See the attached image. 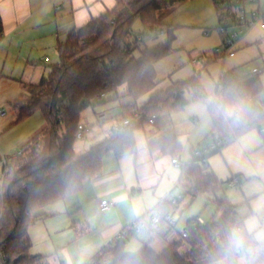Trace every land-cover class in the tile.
<instances>
[{
	"label": "trees",
	"instance_id": "1",
	"mask_svg": "<svg viewBox=\"0 0 264 264\" xmlns=\"http://www.w3.org/2000/svg\"><path fill=\"white\" fill-rule=\"evenodd\" d=\"M176 1L117 0L114 8L93 17L60 42L59 62L51 66V72L38 84L26 86L30 99L18 104V120L42 112L46 125L24 144L20 155L8 161L0 187V243L11 264L47 262V257L31 253L33 244L29 230L35 217L38 218V210L79 192L86 181L99 178L107 154L113 153L118 158L135 154L139 150L136 131L144 127L149 117L184 108L192 101H207L209 96L195 75L175 82L166 90L154 92L141 107L137 104L140 98L155 89L156 63L171 52L176 27L163 23L162 18ZM218 2L221 0H214L216 9ZM223 2L229 7L236 6L234 0ZM136 19L142 22L144 37L167 31L168 40L141 51L138 57L137 50L143 38L136 41L130 38ZM218 82L221 86L214 95L230 104L243 106L246 118L240 123L226 121L209 103L213 128L207 139L212 138L215 142L219 138L222 145L206 153L204 149L209 143L206 146L200 144L194 150L193 159L180 164L182 172L176 188L185 190L182 197L174 203L171 199H161L154 209L137 218L136 223L147 220L153 212H172L187 197L207 194L214 195L217 211L223 212L222 218H213L207 224L192 228L188 238L181 237L162 251L146 245L136 255L127 254V236L114 239L91 261L109 260L111 264H220L224 261L225 264H241L240 254L244 252L246 262L243 264H264V241L258 242L254 233L240 231L245 227V218L238 215L236 206L226 195L220 194L225 183L209 165L211 156L250 130L257 129L264 140V109L257 105V100L264 99V84L258 77L241 83L233 71L222 74ZM123 86L127 88L125 95L133 102L120 105L126 110L121 119H130L135 112L142 116L141 119L121 128L114 126L105 141L77 153L75 143L83 110L106 102L105 97L110 93L114 95L111 101L120 102L124 96L120 93ZM41 135L50 138L49 156L37 162ZM145 147L151 154L159 152L183 162V148L176 133L147 140ZM198 149L200 156L195 155ZM197 219H190L188 224ZM233 233L240 234L244 247L225 256L224 250ZM185 244L188 247L183 249Z\"/></svg>",
	"mask_w": 264,
	"mask_h": 264
},
{
	"label": "rangeland",
	"instance_id": "2",
	"mask_svg": "<svg viewBox=\"0 0 264 264\" xmlns=\"http://www.w3.org/2000/svg\"><path fill=\"white\" fill-rule=\"evenodd\" d=\"M261 1V8L264 11V0ZM246 4L250 8L249 6L254 3L245 0ZM256 5L258 6V4ZM166 12L168 13V23L177 24L175 26L176 38L171 44V52L156 63L157 85L155 89L140 98L137 101L138 106L144 105L154 92L166 90L175 82L185 81L195 75L198 76L209 97L207 101L205 100L206 102L192 101L184 108H179L170 113L158 114L156 115L155 124L146 121L144 127L136 131V141L139 149L143 152L144 148L142 147H145L146 137H150L153 131L174 132L178 135V140L183 148L182 158L187 153L188 160H191L189 156L193 147L196 148L201 143L204 146H206V143H209V145L213 143L212 138L207 139L212 131V116L208 110V104L210 100H221L219 96L214 95L215 86L216 83L218 84L220 76L232 70L239 81L245 83L256 78L252 76L253 71L256 69L263 70L264 65L253 59V53H246L248 58L245 60H237L239 54H244V52H241L242 49L248 47L245 42L241 43L239 41L233 53L228 54V56H224L223 52H218V49L223 47L222 37L227 33L238 31L239 27H231L224 34L220 33L219 16L213 0H178L174 5L167 8ZM162 21L165 23L164 16ZM243 28L245 33L248 28L245 26ZM144 33L141 20L136 19L133 25V34L130 38L132 41H136L139 37L143 38L137 50L138 57H140L141 51L154 48L168 40L167 31L158 34L152 33L148 37H144ZM254 48L255 45H251L250 50H254ZM192 59L196 60V63H192ZM260 77L264 79V73ZM126 92L127 88L123 86L120 89V93L124 95L119 99L121 103L111 104L109 98L113 95L110 93L105 97L106 102L94 104V106H89L83 110L81 122L89 129L83 139L76 141L75 150L77 153L88 151L93 145L106 140L110 130L116 124V120L115 117H110L106 122H101L100 116L102 113H106L108 116L116 114L119 104L132 103L133 99L126 96ZM25 96L26 92L23 91L17 94L15 98H11L8 94H0V111L6 113L4 117L0 116L1 159L17 156L29 137L35 136L46 125L45 120L41 117V112L27 119L18 120L17 105L20 102L26 103L28 101L22 100ZM40 142V153L36 159L37 162L49 156L50 138L41 135ZM85 146L86 148H83ZM104 159L106 164L110 160H115L112 153L107 154ZM209 159L212 171L220 181L225 183L224 191L220 194L226 195L229 202L236 206L238 215L245 218V227L240 231L254 233L258 242L264 241V142L259 131L253 129L244 133L223 148L220 153L211 156ZM175 167L177 168L176 173H178L177 180L181 172H179L180 166ZM234 179H238L237 187L229 185L230 180ZM175 182L171 187L173 201L181 198L185 193L182 187L175 188ZM2 183L3 164L0 162V187ZM214 200L213 194L184 199L179 209H173V211L176 210L173 214L177 225L172 230L181 233L187 227V221L192 218H198L202 221V224L209 223L213 218L216 220L222 218L223 212L217 211ZM156 203L151 204L148 210H151ZM57 204L49 205L43 216L35 217L29 230L33 244L31 253H42L49 256L50 253L56 251L53 246L55 243L57 248L69 247L74 264H85L84 260H81L78 256L75 248L76 240L74 239L82 235L80 229L83 227V225L78 226L76 221L85 216H88L93 222H101L102 219L97 218L93 212L78 216L76 210L69 213ZM71 210L69 209V211ZM114 219L115 215L106 217L108 222ZM162 224H164V227L167 226L166 222ZM73 225H76L78 230L72 227ZM136 236L137 234L128 236L127 254L136 255L140 253L141 250H137L136 240L138 239H136ZM187 247L188 245L185 244L183 249ZM95 254H93V257ZM63 261L68 264V257L64 256ZM242 262H246L244 252L240 254V263L242 264Z\"/></svg>",
	"mask_w": 264,
	"mask_h": 264
},
{
	"label": "crops",
	"instance_id": "3",
	"mask_svg": "<svg viewBox=\"0 0 264 264\" xmlns=\"http://www.w3.org/2000/svg\"><path fill=\"white\" fill-rule=\"evenodd\" d=\"M260 1L255 0L252 2L254 4L249 6L250 8L247 4L245 7L247 10H262V1L261 3ZM116 3L117 0H0V23L4 33L0 43V94H8L11 98H15L23 91L26 92V96L22 100H29L30 94L26 86L38 84L51 72V66L59 62V43L64 42L73 30L84 26L93 17H98L108 9L114 8ZM167 14L165 11L163 16L165 23L169 24ZM169 25L177 26L173 23ZM239 41L245 42L248 47L242 49L241 52L244 54H239L238 61L247 59L246 53H253V59L264 65V29L260 26L249 28ZM251 45H255L254 50H250ZM192 63H196V60L192 59ZM260 70L261 74L255 76L252 73V76L260 78L264 84V79L260 77L264 73V69ZM215 87L217 90V83ZM113 97L114 95L109 100L111 101ZM115 103L118 101H111V104ZM117 109L116 114L109 115L111 118L115 117L116 121L120 120L122 114L126 112L120 104ZM41 117L46 124V117L43 113ZM212 128L211 122V130ZM169 133L155 130L150 137H146V142L159 139ZM33 137L34 135L29 137L28 141ZM262 141L264 142L263 139ZM197 147L192 148L189 158L193 159L194 150ZM142 148H144L143 152L139 149L135 154L132 153L121 158L112 153L115 160H110L108 164L104 163L105 159L103 160V174L99 178L86 181L79 192L67 196L64 200L49 204L61 203L57 205H61L69 213L76 210L78 216L93 212L97 218L102 219L101 222H93L88 216H85L76 221L78 226L83 225V227L80 229L82 235L74 239L76 240L75 248L80 259L85 263L93 257L95 252L98 253L103 248L102 246L108 245L122 231L127 236V240L129 235L137 234L136 239L138 240L135 242L138 245L137 250L141 251L146 245L156 251H162L182 237V232L173 231L174 228L168 225L164 227L163 222L159 225L149 223L146 228L139 231L133 227L137 218L150 211L148 208L151 204L157 202L155 207L161 199H171L173 202L171 187L178 175L175 166H180L173 163V158L169 155H162L159 152L151 154L146 147ZM186 155L187 153H185V158L188 160ZM0 162L2 163L1 158ZM180 169L179 172H182ZM180 176L175 182V188ZM102 200L109 201L111 207L102 210L100 207ZM49 205L38 210L36 215L43 216ZM179 208L180 206H177L176 210ZM69 209L72 210L69 211ZM109 215H115V219L108 222L106 217ZM72 227L78 230L76 225ZM53 246L56 251L50 253L49 256L42 253L32 254H41L47 257L48 264H65L63 259L64 256H67L68 264H74L69 247L57 248L55 243Z\"/></svg>",
	"mask_w": 264,
	"mask_h": 264
},
{
	"label": "built area",
	"instance_id": "4",
	"mask_svg": "<svg viewBox=\"0 0 264 264\" xmlns=\"http://www.w3.org/2000/svg\"><path fill=\"white\" fill-rule=\"evenodd\" d=\"M220 1V0H219ZM251 2L255 1V0H250ZM219 3V2H218ZM234 3L236 6L234 7H229L228 5H226V3L223 2V0H221V2L219 4H217V12H218V16L221 20L220 22V33L224 34L228 28L231 27H239L238 31H235L233 33H227L223 36V42H222V48L218 49V52H223L224 56H228V54L233 53L236 44L239 42V40L241 39V37L244 34V26L246 28H254L256 26H260L262 29H264V11L262 10H250L248 11L246 9V5H245V0H234ZM4 33L1 27V23H0V43L3 39ZM260 73L259 70H254L253 74L255 76H257ZM224 74V73H223ZM219 82L217 84V89L219 88ZM223 87H220V89H222ZM257 105L260 108L264 109V99L263 100H257ZM6 115L5 111H0V116L4 117ZM141 115L139 113L136 112V114H134V116L130 119H120L118 121H116L115 126L117 127H123L124 125H128L131 122H133L134 120H139L141 119ZM110 117L107 114H101L100 116V121L101 122H106ZM156 119V115H153L151 117H149L147 119V121H149L151 124L154 123ZM88 127L81 123L79 125V130L77 133V139H83L85 137V133L88 131ZM264 132V129H263ZM222 145V141L221 139L217 138L215 142H213L211 145H209V147H207L206 149H204V151L207 153L211 150H215L218 147H220ZM21 154V151L18 153V155ZM17 155V156H18ZM195 155L200 156L201 155V151L198 149L195 152ZM16 157V156H14ZM12 157V158H14ZM12 158H8V157H3L2 159V163L3 166L5 168V171H3V178L4 175L7 173V163L10 159ZM173 163H177V164H183L184 162L188 161L186 160V158H183V162H180L177 158H173ZM230 186H238V179H234V180H230L229 182ZM175 201H173L174 203ZM100 207L102 210L104 209H109L111 207V203L107 200H102ZM150 221H142V222H135L133 224V227H135V229L137 231L142 230L144 228H146L149 223H151L152 225H159L162 222H166L167 225L171 228H175V226L177 225V222L175 220L174 214L173 213H166V214H161V213H157V212H153L150 214L149 216ZM202 221L197 219L196 221H193L191 224H188L187 227L182 231V237L183 238H188L190 235V230L192 228H197L198 225H201ZM126 235L124 233V231H122L121 233H119L117 235V237L115 239H122L124 238ZM0 264H11L8 257L5 255L4 253V248L2 247L1 243H0ZM33 264H48L47 262L42 263V262H34ZM85 264H111V262L109 260H105V261H91V259L86 262Z\"/></svg>",
	"mask_w": 264,
	"mask_h": 264
},
{
	"label": "clouds",
	"instance_id": "5",
	"mask_svg": "<svg viewBox=\"0 0 264 264\" xmlns=\"http://www.w3.org/2000/svg\"><path fill=\"white\" fill-rule=\"evenodd\" d=\"M210 104L216 109L218 114L223 117L224 120L232 123L242 122L247 115L246 109L241 105L230 104L226 100H210ZM244 247V240L239 233H233L230 237L227 248L224 250L225 256L229 255L232 251H239ZM220 264H225L221 261ZM243 264V262H242Z\"/></svg>",
	"mask_w": 264,
	"mask_h": 264
}]
</instances>
